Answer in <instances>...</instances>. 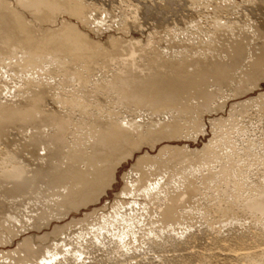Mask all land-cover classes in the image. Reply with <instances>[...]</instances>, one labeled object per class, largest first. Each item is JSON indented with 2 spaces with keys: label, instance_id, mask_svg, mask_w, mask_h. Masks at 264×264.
<instances>
[{
  "label": "bare ground",
  "instance_id": "1",
  "mask_svg": "<svg viewBox=\"0 0 264 264\" xmlns=\"http://www.w3.org/2000/svg\"><path fill=\"white\" fill-rule=\"evenodd\" d=\"M262 86L264 0H0V264H264Z\"/></svg>",
  "mask_w": 264,
  "mask_h": 264
},
{
  "label": "rangeland",
  "instance_id": "2",
  "mask_svg": "<svg viewBox=\"0 0 264 264\" xmlns=\"http://www.w3.org/2000/svg\"><path fill=\"white\" fill-rule=\"evenodd\" d=\"M187 5V7H186V9L188 10L187 12H182V13H184V16L186 17V18H188V19H191V17H190V14L189 13H192V15L193 14H195L196 15V13H194L193 12V9H191V7L189 6V2L188 3H186ZM194 15V16H195ZM172 19H174V18H172ZM176 19V18H175ZM174 19V20H175ZM178 22H180V23H182L183 24V20H182V18L181 17H178ZM181 20V21H180ZM136 36H138V34H136ZM262 87H264V86H262ZM205 137H202V138H200V139H198L196 142H194V143H192L194 146H201V144H202V142L203 141H205L206 139H208V138H206L205 140ZM130 165H131V162L129 163V164H125V166L123 167V168H120V172L122 173L123 171H125V169L126 170H128V168L130 167ZM119 172V173H120ZM119 187H120V185H119V183H117V185L115 186V190L117 191V189H119ZM113 195H114V192H109V195L108 196H106L105 197V199H107V200H112L113 199Z\"/></svg>",
  "mask_w": 264,
  "mask_h": 264
}]
</instances>
